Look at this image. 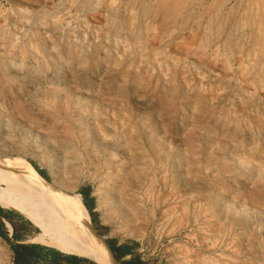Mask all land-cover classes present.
<instances>
[{"label": "rangeland", "instance_id": "1", "mask_svg": "<svg viewBox=\"0 0 264 264\" xmlns=\"http://www.w3.org/2000/svg\"><path fill=\"white\" fill-rule=\"evenodd\" d=\"M0 157L82 189L119 264H264V0H0ZM11 204L0 264L95 263Z\"/></svg>", "mask_w": 264, "mask_h": 264}, {"label": "bare ground", "instance_id": "2", "mask_svg": "<svg viewBox=\"0 0 264 264\" xmlns=\"http://www.w3.org/2000/svg\"><path fill=\"white\" fill-rule=\"evenodd\" d=\"M0 194L48 226L31 242L86 257L97 264H119L93 229L81 195L60 190L53 178L45 180L26 160L0 157Z\"/></svg>", "mask_w": 264, "mask_h": 264}, {"label": "trees", "instance_id": "3", "mask_svg": "<svg viewBox=\"0 0 264 264\" xmlns=\"http://www.w3.org/2000/svg\"><path fill=\"white\" fill-rule=\"evenodd\" d=\"M38 174L40 176H42L40 173H38ZM78 193H80V195L82 196L81 200L83 201V205L87 209L90 217L93 216L94 213H93V211L91 209V205L85 199L86 193L82 189H80ZM6 209H11V208L7 207ZM11 210H13V209H11ZM0 216L8 218V216L5 213H3V208H1V207H0ZM0 236L3 237V238H6V233L1 230V226H0ZM13 236L16 237V234H14ZM12 246H13V249L17 253V255H15L13 264H37L36 261H35L36 255H26V254H28V251H29L28 249H31L30 246L23 245V244H18V243L12 244ZM108 246H109L110 250L114 253V257L117 260H119L120 257L122 256V254L125 252L123 250V247L114 248V246L112 244H108ZM66 258L77 259L76 257H73V256H68ZM128 262L129 263L120 262V264H141L142 263V261L140 259H137L135 261L128 260ZM94 264H96V263H94Z\"/></svg>", "mask_w": 264, "mask_h": 264}, {"label": "crops", "instance_id": "4", "mask_svg": "<svg viewBox=\"0 0 264 264\" xmlns=\"http://www.w3.org/2000/svg\"><path fill=\"white\" fill-rule=\"evenodd\" d=\"M3 204H6L7 206H13L12 204H11V202L10 201H8L7 199H5L3 196H1V194H0V207L1 208H7V207H5ZM9 208V207H8ZM86 209V208H85ZM87 210V209H86ZM21 214H22V212H21V210L19 211ZM87 213H88V211H87ZM28 215V214H27ZM26 215V216H27ZM89 215V214H88ZM27 217H29V218H26V219H28V220H30L31 222H33L34 224H32L33 226H35V227H37V228H40L39 227V225L35 222V221H33L32 219H31V217L32 216H30V215H28ZM32 218H34V219H36L37 220V217H32ZM90 218V217H89ZM38 221V220H37ZM91 221V220H90ZM91 225H92V223H91ZM93 227V226H92ZM94 229V228H93ZM36 244H38V243H36ZM39 245H41V244H39ZM43 246H45V245H43ZM48 247V246H47ZM52 248V247H51ZM53 249H55V250H57V251H59V252H62V251H60V250H58V249H56V248H53ZM29 251H28V254H26V255H56V254H54L53 252H48V253H46V252H44V251H36L35 249H33V248H31V249H28ZM62 253H64V254H69V255H75V254H70V253H65V252H62ZM128 255V253L127 252H124L123 254H122V256H121V258H125L126 256ZM75 256H78V257H82V256H79V255H75ZM64 260L66 261V263L67 264H86V263H84L83 261H81V260H78V259H73V258H64ZM125 263H129L128 261H125Z\"/></svg>", "mask_w": 264, "mask_h": 264}, {"label": "built area", "instance_id": "5", "mask_svg": "<svg viewBox=\"0 0 264 264\" xmlns=\"http://www.w3.org/2000/svg\"><path fill=\"white\" fill-rule=\"evenodd\" d=\"M9 233H11V229H9Z\"/></svg>", "mask_w": 264, "mask_h": 264}]
</instances>
